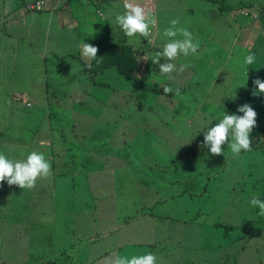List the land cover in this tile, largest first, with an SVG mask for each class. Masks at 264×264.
<instances>
[{"label": "rangeland", "instance_id": "374dc122", "mask_svg": "<svg viewBox=\"0 0 264 264\" xmlns=\"http://www.w3.org/2000/svg\"><path fill=\"white\" fill-rule=\"evenodd\" d=\"M23 1L0 0V17ZM242 1L255 5L241 12V5L229 11L224 5L241 4V0H157L155 28L159 35L150 49L140 39L135 38L133 44V49L147 52L141 57L148 59V68L142 67L132 81L115 69L96 72L95 84L78 77L79 58L66 55L64 63L55 58V53L75 47L82 53L77 30L88 21L79 14L83 11L78 4L62 10V21L49 6L26 9L11 20L3 18L11 23H0V153L26 159L32 151L43 152L50 161L51 175L38 178L30 190L9 186L6 181L0 184V264H49L40 254L51 252V236L57 259L63 255L68 259L65 251L75 241L70 238L77 234L78 226L72 233L73 222L65 223L68 219L62 208L68 209L64 215L72 220L77 205L105 206L98 215L106 223L114 215L122 217L127 205H147V201L158 199L152 205L158 209L165 193V204L171 207L172 203L201 206L188 212L172 209L171 224L182 233L191 216L201 222L198 227L192 224L191 229L206 231L199 238L172 237L189 241V252L199 256L195 264H259L264 240H250L246 231L256 225L264 227V216L250 205L253 196L264 200L259 195L264 194V154L242 151L237 156L225 144L224 155L211 154L205 147L197 155L195 150L201 144L193 141L203 138L207 125L211 122L208 127H212L220 119L210 116L214 111L243 115L236 109L249 103L264 117V93L252 96L253 80L259 77L264 81V10L261 17H253L264 0ZM176 18L179 26L193 33L200 47L195 55H181L174 61L177 67H187L169 79L150 58L162 51L168 39L163 31ZM92 26L86 32L95 36ZM52 30L55 33L49 36ZM58 42L63 45L56 46ZM249 51L256 57L252 65L244 63ZM164 62L161 58L160 63ZM195 66L205 70L195 75L202 84L193 82ZM43 82L54 84L49 89L56 94L50 92L45 99ZM154 84L161 86V95L151 92ZM176 85L185 92L179 96L163 93L165 86ZM74 88L76 91L66 92ZM131 102L137 108L134 113L127 106ZM96 188L113 195L100 200L90 194ZM203 191L204 195H199ZM212 198L220 201L219 208H211L210 201L216 203ZM165 207V213L171 210ZM79 217L83 219V214ZM84 228L92 230L94 225ZM233 236L239 237L234 242L228 240ZM13 240H22V252ZM26 240H33V245ZM246 240L249 245L242 248ZM166 241L176 245L181 240L169 237ZM182 247L167 245L164 264H179ZM30 253L38 259L31 261ZM202 255L210 259L205 261Z\"/></svg>", "mask_w": 264, "mask_h": 264}, {"label": "clouds", "instance_id": "9594fccd", "mask_svg": "<svg viewBox=\"0 0 264 264\" xmlns=\"http://www.w3.org/2000/svg\"><path fill=\"white\" fill-rule=\"evenodd\" d=\"M124 11L114 16L115 25L127 37V43H134L137 36L149 38L152 35L151 29L156 27L157 18L151 8L141 6L136 0H125ZM243 8H241L242 10ZM111 15V13L109 14ZM178 18L172 19L170 25L164 29L163 36L168 38L162 51H157L151 57L153 64L159 65V72L173 78V73L184 72L187 65L177 67L174 61L181 55L188 57L195 55L200 47L199 41L194 38L193 33L185 27H181ZM82 56L90 60L97 58L98 47L82 42ZM161 58L164 63H160ZM256 60L255 54L249 51L244 57L246 65H252ZM100 61L98 60L97 63ZM248 75V73H247ZM255 88L252 96H259L264 93V81L259 77L253 80ZM177 96L181 94V89L175 90L170 86L163 88L164 94L173 93ZM236 113L223 112L222 117L214 126L203 131L202 147L208 148L211 154L224 155L222 145L227 144L234 155H239L242 151H251V133L257 123V112L249 103H245L236 109ZM51 175V164L43 152L32 151L26 159H14L0 153V184L6 181L9 186L16 185L21 189H33L38 178H47ZM253 208L259 209V214L264 216V200L253 196L250 200ZM104 264H158L157 256L148 252L143 255L113 254L105 258Z\"/></svg>", "mask_w": 264, "mask_h": 264}, {"label": "trees", "instance_id": "16d2710c", "mask_svg": "<svg viewBox=\"0 0 264 264\" xmlns=\"http://www.w3.org/2000/svg\"><path fill=\"white\" fill-rule=\"evenodd\" d=\"M54 1L56 2V0H24L21 3L12 5L10 7V9L8 10V12L5 14V16L9 15L10 11H14L19 7H22V8L24 7L25 8L24 10H26V9L29 10V9H33V8L37 10V9L45 8L46 6H49L51 8V11H55L57 16H59V14L63 10L64 6L60 5L59 8H54V6L56 4V3H54ZM61 1L65 2V3L69 2V4H71V5H73V3H74V5L78 4L80 6L79 0H61ZM172 1H174V0H172ZM52 2H53V5H52ZM92 2H93L92 6L90 8H88V10L84 13V15H87V14L91 15L93 13V11H95L94 9H92V8H94V3L97 4V9L102 10V8L105 7L107 4L111 5L114 2H117L118 4L121 3V5L123 7L125 0H93ZM136 2L139 3L141 6H144L146 8H151L153 10V12L155 13V16H157V14L159 13V9H157V8H159L157 0H136ZM37 3H40V7H37ZM224 5L228 6L227 7L228 11H229V9H233V8L237 9L241 5V8H243L241 10V12H243L245 9H248L250 6L252 7L255 4L252 3L251 1H242L241 0V4L237 3V2L235 4H228V3L224 2ZM261 7L262 8H259V11L255 12V15H253L254 18H256V13L260 14L259 12L263 10L264 5ZM247 12H249V11H247ZM245 13H246V11H245ZM106 20L107 19L104 17V15H102V13L96 19L94 26H92V27H94V35L95 36H93V34H89L86 32L88 29L87 27H84L83 29L80 28L77 30V32H78L77 34L80 33L79 35L81 36L80 42L78 44H80L81 42H85V43H89V44H92L93 46L98 47L97 58L94 60H90L87 58V60L90 62L89 66L85 65L86 60L84 59V57L80 53V49L78 50V48H76V47L73 50L68 51L67 53H61V52L55 53V56H56L55 58L59 62H63V63L67 62L66 61L67 56L74 58V59L79 58V59H77L78 77L79 78H86L87 80H89L88 82L90 84H95L94 79H95V73L96 72H100L103 70H111V69L117 70L119 73H121L122 75H124L125 77L129 78L132 81L133 77L136 78V76H138L137 74L138 73L140 74V69L142 67H144L145 70L148 68V66H147L148 59H144L143 56L141 57V55H144L142 50L133 49V46L121 44L118 41H113V40L109 41L107 39V37L105 36L106 24H107ZM7 22H9V21L4 20L3 18L0 19V23H7ZM154 28H152L151 31L154 35V38H156V36L159 33H157V31H155ZM71 39L72 38L70 37L69 40H71ZM62 41H63V43H66V42H64L66 40H62ZM60 45H63V44H58L56 46L59 47ZM79 53H80V55H79ZM98 60L100 61L99 63H97ZM199 71L205 72L204 68H202L201 66H195V68L193 70L194 79H195L196 73ZM197 76H198V79H195L193 82L194 83L197 82L199 84H202L203 82H200L199 75H197ZM141 77H143V76H141ZM59 84H61V83H57V85H59ZM251 84H252V81H249V85H251ZM155 85L156 84H154L152 89H150L151 92L161 95V86L159 87L157 85V87H155ZM41 86L46 92L45 99L48 98V95L50 92H51L50 94H56L55 91H50V89H49V86H55L54 84L43 82V83H41ZM177 87L180 88L181 91L185 92L184 87H180L179 85H176L175 87H173V89L175 90ZM76 89L77 88H74L73 90H67L66 92L76 91ZM173 94H174V92L169 93L170 96L171 95L174 96ZM127 102H128V100H127ZM127 106L131 112L134 113L137 111L136 110L137 108L135 107L134 102L127 103ZM140 109H142V106H140ZM221 111H223V110L214 111L210 116L215 117V115H216L217 118H221V117H218V116H220ZM209 122H210V119H209ZM196 139L197 140H193V141H195L198 144H201V146L197 147L195 150V151H199L197 154V155H199L202 152L201 150L205 151V149L202 147L203 138L197 137ZM251 139H252V145H251L252 150L247 151V153H252V152H256V150H259V151H261L262 154H264L263 153L264 152V117H262L258 114H257L256 126L254 127V129L251 133ZM88 192L90 193L89 190H88ZM158 192L159 191H156V193H158ZM90 194L92 196H97L100 200H107V199L111 198V196L113 195V192L107 191V190L102 191L100 189H97L96 191H94L93 193H90ZM259 195L262 197L264 196V194H262V193H259ZM117 196L118 197L120 196L119 193ZM102 197H104V199H101ZM166 197L167 196L164 195L159 200V202L162 204V202L164 200H166ZM156 200H158V199H154L153 201H147L146 204L148 206L152 207V205H154V202ZM159 206H157L158 209H150V208L145 209L146 207L141 205L140 208H136V211H133L132 213L130 211L131 209L130 210L127 209L128 212L126 213L125 216L128 215L127 217L130 220L141 219V218H145V217H149V216H150V219L154 218L155 220H159V219H163V218H164L163 220L167 219L166 227H164V224H163V226L159 225V226H157V231L168 236V237L166 236L165 238H162V239L168 240V238L170 237V239L174 240L175 238H172L173 235H176V236L179 235L178 230H177L178 227L174 224H171L173 222L174 218H172V217L166 218V216L163 215V212L160 211ZM103 207H105V206H85V205L79 206V205H77V210L74 209V214H76V216L72 220H70L67 215L66 216L64 215L65 212L67 213L68 209H66V211H64V208H62L61 212L63 214V217L68 219V221H66L65 223L71 224L69 222H73V224H71L73 227L72 231H71L72 233L74 231V228H76V226H78L77 234H75V232H74L73 233L74 236L72 238H74V239L76 238L77 240H85V238H86V240H89V239L94 240L93 237H91V236H89V234L85 233V232H87V233L90 232V230H87L86 228H84L85 225L91 226V228H92V226H93V224H95V222H98L99 224L102 223L101 225L111 224L112 223L111 221H107L106 223H104L103 221H105V220H102V222H100L98 214L103 212V209H102ZM219 207H220V205H218L214 208H219ZM145 210H147L148 212H146ZM180 210L182 211L185 209L182 208ZM258 212H259V209H258ZM90 213H91V217H90ZM146 213H148V214H146ZM79 214H83V219H81L79 217ZM77 216L79 217V220L77 219ZM191 218H193V216H191ZM188 220L190 221L193 219H188ZM75 221H79V224L75 225ZM81 221H83V222H81ZM165 228H166V230H165ZM252 228H253L252 230L246 229L247 230L246 235L249 236L248 239H250V240H264V231H263L262 226L256 225V226H252ZM104 229H106V228H104ZM110 229H111V233H113V230L111 227H110ZM83 231H85V232H83ZM104 232H105V234H109L110 230L106 229V230H104ZM151 236H157L155 231L152 229H151ZM109 237H110V235L107 236V238H109ZM53 238L54 237L51 236V240H53ZM70 240H73V239L70 238ZM247 241H249V240H246L245 242H243L242 248L249 245V244H247ZM261 247L264 251V245ZM259 264H264V257H262Z\"/></svg>", "mask_w": 264, "mask_h": 264}, {"label": "crops", "instance_id": "0c3cea01", "mask_svg": "<svg viewBox=\"0 0 264 264\" xmlns=\"http://www.w3.org/2000/svg\"><path fill=\"white\" fill-rule=\"evenodd\" d=\"M93 0H79V4H80V9L83 11V13H79L84 15V13L88 10V8H90L93 4L92 2ZM55 6L54 8H59L60 5H63V9L65 7H67L69 10L71 9V6H69V2L65 3L61 0H56V2L54 1ZM53 5V2H52ZM96 5V6H95ZM59 6V7H58ZM10 9V8H9ZM8 9V10H9ZM94 13H92L91 15H84L85 19L87 20L88 23L84 26V27H88L91 26V24L94 26L95 23V19H97L100 14L102 13V15H104V17L107 19V24H106V31H105V36L107 37V39L109 41L113 40V41H118L121 44H126L129 46H133L134 43L129 44L127 43V37L124 36L123 32L121 30H119V28L115 25L114 23V16L117 13H122L124 11V8L122 7L121 3H117L114 2L111 5H106L105 7L102 8V10L97 9V4L94 3ZM264 10V8H263ZM24 9L22 7L17 8L14 11H10L9 15L4 16L5 19H13V18H18L19 16H21L23 14ZM51 11V8H50ZM62 12V11H61ZM111 13V15H109ZM235 13V12H234ZM236 14V13H235ZM263 14L262 12H260V14H257L256 16L261 17ZM3 17V18H4ZM257 17V18H258ZM59 21H62L60 19V14L58 16ZM93 20H95L93 22ZM9 21V20H8ZM10 22V21H9ZM11 23V22H10ZM155 31H157L156 28H154ZM248 32L250 35H254V31L252 28L248 29ZM55 33L54 30H52L49 34V36L53 35ZM158 33V32H157ZM159 35V34H158ZM135 39V38H134ZM136 39H140L142 40L143 43H145V46L147 49H150L151 44L153 43L154 40V35L152 33V35L149 38H144V37H140L137 36ZM257 36L254 35V40L256 41ZM59 42H62V40H60ZM58 42V43H59ZM66 42V41H64ZM61 44V43H59ZM144 56L146 55L147 52L142 51ZM84 61V60H83ZM85 65L89 66L90 62L87 60V62L85 61ZM210 176V175H208ZM189 178H191V176H189ZM215 179V178H214ZM206 190V188H204V191ZM159 191V190H157ZM204 191L199 194V195H204ZM176 192V191H175ZM190 194V198H193V194ZM164 195L167 196V194L165 193ZM195 197H198L197 195H195ZM210 201V200H209ZM213 202L216 203H212L210 201L211 204V208H214L218 205H220V201H217L216 198H212ZM165 200L164 202H162V204H160V211L163 212V215L166 216V218H170L173 216L172 214V209L173 210H180L182 208H184L185 210H187V212L190 209H193L195 206L200 207L201 206L195 204L194 206H178L177 204L172 203V206H170V204H165ZM186 203H188V205H190V201H186ZM133 206L127 205V209H131V213L133 211H136V208H140L141 205H134ZM162 205V206H161ZM146 208L145 209H155L154 207H150L148 205H143ZM165 206H169L171 210L168 209V211L165 213L163 211L164 208H166ZM182 207V208H181ZM16 209V208H15ZM103 211L106 210L105 207L102 208ZM146 212H148L147 210H145ZM128 211H126L124 213V215L122 217H117L116 215L109 217V221H111V224H106L103 227H101L102 223L99 224L98 222H95L94 226V230H90L89 233L85 232L86 234H89V236L93 237L94 240H82L81 242L76 241L74 238L71 237V239L75 240L73 243H71V245L73 244V246L70 248V246L68 247V249L66 250V247H64V249L66 250V256H68V259H65V255L61 256L60 259H57L56 253H53V245L54 243L52 242V240H50V248H51V252L48 254V256L45 255L44 252H42V254H40L41 260H45L47 261V263L49 264H104V260L106 257L113 255V254H119V255H127L129 257H131L130 255H143L145 253L151 252L154 253L157 256L158 259V264H164V248L169 245V246H183L181 251H180V261L179 264H195L194 262L197 261V258L199 257L197 254H192L189 252L190 249V243L188 241V244L185 240L181 239V238H186L189 235L193 236V237H201L202 235H204L206 233V231L201 228L200 230L197 228V230H194L193 228L191 229V225L192 224H197L198 225L201 224L200 221H196V217L193 216V218L189 217L187 219H193L190 221L185 220L184 223H186V226L183 229V233L180 230V228H177L178 233H179V237L181 238H175L174 240H181L179 244H173L172 241H166L165 238L167 235L157 231V226L164 224V227H166V223H167V219L163 220V219H159V220H155L154 218H152L151 220L148 219V217L145 218H141V219H135V220H130L126 215ZM148 214V213H146ZM150 217V216H149ZM104 220V219H102ZM102 220H100V222H102ZM113 230V233H111V229ZM110 230L109 234H105L104 230L106 229ZM264 230V227H262ZM151 229L155 231L157 236H151ZM166 230V228H165ZM110 235L109 238H107V236ZM168 237V236H167ZM239 236H233L230 237L228 240H232L231 242H234L235 240L238 239ZM104 238V239H103ZM156 238V239H155ZM155 239V240H154ZM242 240V239H241ZM14 243L19 245V251L22 252V240H13ZM49 240H44L43 243L48 242ZM26 242H28L29 244L33 245V240H26ZM26 250L24 249V254ZM30 260L31 261H35L38 258H35V253H30ZM203 260L207 261L210 259L209 256L206 255H202L201 256ZM223 257V255H222ZM223 259V258H222Z\"/></svg>", "mask_w": 264, "mask_h": 264}, {"label": "built area", "instance_id": "2783aa9c", "mask_svg": "<svg viewBox=\"0 0 264 264\" xmlns=\"http://www.w3.org/2000/svg\"><path fill=\"white\" fill-rule=\"evenodd\" d=\"M37 7H40V3H37Z\"/></svg>", "mask_w": 264, "mask_h": 264}]
</instances>
